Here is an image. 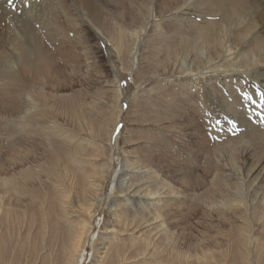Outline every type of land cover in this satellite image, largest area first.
<instances>
[{
	"label": "bare ground",
	"instance_id": "6f19581e",
	"mask_svg": "<svg viewBox=\"0 0 264 264\" xmlns=\"http://www.w3.org/2000/svg\"><path fill=\"white\" fill-rule=\"evenodd\" d=\"M155 1L160 3L155 6ZM42 2L37 0L36 4L28 10L25 9L28 11L25 16H30L34 10H42L43 17L51 19L50 8L46 6L50 1L42 0ZM77 2L79 7L77 13L80 16L87 15V19L94 25L93 29L97 34L100 35L105 29L108 31L111 43L117 49L119 59L123 61L124 68L127 66L126 69L129 71V75H133L135 82L141 83L143 81L139 74V77H137L133 66L139 60L138 56L141 51L139 45L143 42L144 36L149 30L150 37L155 33L153 37L160 38L161 44H165L166 50L170 51L174 57H171L164 65L154 67L150 76L144 80L145 85L141 86L143 88L149 85L154 79L161 80L146 90L151 92L150 99H148L151 102L148 103L147 108L150 111V116H145L140 112L137 119H134L137 115V109L135 108L131 113L127 109V112L134 117L133 125L135 127L141 125L147 131V134L143 137L146 142L141 144L146 145L149 150L144 157L133 156L128 150L131 147L129 139L133 135L132 129L123 128L113 140L114 130L123 111L122 98L124 90L118 78L115 83L110 85L116 90L115 105L112 110H108L106 100L101 97L96 98L92 95L87 97L86 95L87 98L83 96L85 98L81 97L78 100L79 95L74 94V91L69 95H58L59 93L57 96L54 95L58 87H65L61 81L58 82V75L68 67L64 61L59 62V59L64 60L63 58L71 53L68 47L63 45L64 38L60 39H63V42L61 41L60 44L59 41L55 51H52L45 45L44 38L34 31L28 17L29 19L24 22L25 32L22 31L24 32L22 34L21 28H18L20 33L17 32L18 36L22 38L17 39L13 36L15 39L12 38L11 44L9 43L12 48L11 57H6L5 60L0 59V71L5 68L14 70L15 73L17 72L16 74H21L22 79L19 76L17 77L28 84V86L26 85V109L21 115V119L25 124H29L30 118L43 121L52 120L51 129L53 131H48V134L43 136L45 146L43 147L41 144L44 155L41 157L42 166L37 173L40 175L28 171L22 173L29 175L34 183L39 184L41 181H45V196L38 198L32 194L33 197H30V199L38 198V203L40 202L42 206L45 203L48 205L47 215L49 217L53 216L50 224L54 229V236L60 240L61 264H81L85 242L93 248V259L90 260V264H140L142 258L150 260L152 264H160V260L152 255L151 249L156 246V240L162 231L166 233V237L169 235L167 225L170 212L180 209V206H173L178 204L181 196L178 190H175L176 188L172 187L168 181L156 175L153 162H155L157 153L168 154L166 165L168 169H174L176 181L184 180L185 176L189 178V185L186 190L189 193V199H192V203L196 205L194 211L197 210L198 204L203 205L208 211L213 210L216 201L215 194L209 193L208 199L199 203L200 195L196 192L201 187L200 176L195 175V179L191 181L190 173H187L181 165L184 161L185 150L191 147L193 138L201 136L203 133L193 118L194 115L196 116V114L193 115V112L195 111L202 116L204 126L210 124L213 119V114L207 107L199 103L198 106L195 105V103L201 102L196 101V95L201 100V92H205V88L212 89L214 94L221 97L220 100H223L222 107L228 116H232L233 119L235 117V120L242 122L243 131L235 137V139H240L236 149L242 146V151L231 147L230 152L228 151L229 154L227 153L234 164H239V167L233 165V171L244 177L243 181L237 186L238 188L234 189V195L230 199L231 210L234 214L239 213L240 218L246 220L251 219L256 214V207L259 206L258 214L264 215V122L258 119L257 113H254L257 122L248 124L245 121L247 119H243V113H240V110L236 113V102L238 101L234 102V97L231 101H228V99L226 101L223 96H220L221 93L219 94L216 90L218 86H225L230 89L231 84H236L239 80L237 79L238 75H249L252 81L261 83L260 86L264 89V74H262V70L264 71V0H140V4L150 5L149 10L144 6H138L140 15L147 13L144 18L139 16L136 11L134 12L131 6L129 8L121 5L111 12H105L96 5L95 0H76ZM89 9L92 10L91 14ZM154 9H158L160 15ZM175 9L179 12L173 15L176 20L173 16L171 17V22L173 18L175 23V27L171 28L166 25L167 17H169L167 12L175 11ZM260 11L261 13L256 15ZM188 12H193L195 15L185 16ZM65 14L69 24L75 28L78 18L72 16L76 14L73 15L74 13L68 12H65ZM199 16L201 19L196 20ZM244 19L246 21L249 19V22L243 23ZM37 25L39 26V24ZM80 25L79 28L82 29V24ZM52 28L54 29L50 32L51 28L44 26L45 37L48 33L55 35V30L62 37L68 34L72 35V31L69 33L59 21L53 22ZM110 28L113 31L110 32ZM41 29L39 30L41 31ZM80 33L78 31L75 35L78 36V41L83 44L86 42V36L85 33ZM124 39H127L129 43H126ZM75 53L77 52L75 51ZM124 53L126 59H124ZM82 55L83 64L86 68H89L90 56H87V52ZM81 56L79 59H81ZM128 62H131V64H128ZM84 65L83 68H85ZM80 66H71L73 68L72 71L70 70L71 73L73 72V75L80 73V70H83ZM145 69L149 70L148 68ZM161 69H163V72L156 76ZM218 72H223L222 76L226 77L221 84L216 83V79L219 78H216L215 74ZM259 74L262 77L261 79L258 77ZM228 78H230L229 81ZM242 81L244 80L242 79ZM105 83L108 82L105 81ZM162 83H171L170 87L174 90L172 93L166 92L164 95L155 98L154 90ZM30 86L41 90L44 94L37 92L33 95ZM238 87L241 90L239 85ZM231 90L235 92V89H230L229 92ZM224 92L226 94V91ZM235 99L238 100V97L236 96ZM171 100H173L172 104L174 103V105H169ZM47 101L49 104L58 101L62 105H59V107H64L66 112L64 114L70 119L72 129L62 127L61 120H58L56 114L49 111L50 107ZM241 104L243 103L241 102ZM242 106L244 108V105ZM36 107L41 109L38 110ZM6 111H0V211L4 209L8 186H11L15 192L21 189L23 200L25 194L22 192L27 194L26 188L28 187L26 181L18 186L15 180L6 177L7 170L3 156L5 145L3 140L6 139V136H4L6 132L3 131L2 126ZM49 115L50 118L47 117ZM225 123H231V121H224L222 125ZM78 127L79 130L75 129ZM143 129L140 132H143ZM31 130L32 123L28 125L25 131L30 133ZM75 130L80 134H77ZM41 131H45V129ZM185 133L188 134V138L185 139L184 145H182V137H185ZM75 138L77 143L74 145ZM113 144L115 145L113 146ZM26 145L29 146V142ZM32 146L21 151V167L27 163H30V167H34L31 162H34L38 153L37 148ZM258 147L261 149L262 155L255 158L254 155L248 154L250 148L257 149ZM227 148L228 145H224L208 151L206 154L208 164L216 159L217 169L222 171L221 154L229 149ZM116 152H121V159L119 165L114 169ZM254 162L256 163L253 166ZM111 170L113 178L110 192L106 198L105 190ZM238 175L234 173L233 176L237 179ZM215 179V176H213L207 190L216 184ZM245 184L247 185V194L254 190L253 198L259 194L263 195L258 203L243 198L241 190H243ZM227 187L234 188L235 185H228ZM51 191V195L46 197ZM105 198L108 200L105 207L107 218L102 223L106 226L105 228L108 230L106 232L108 233L105 237L100 238L99 243H96L95 240L98 239L94 238V235H88V233L90 228L93 227L91 223L94 217L97 216L96 212L101 208ZM26 199H29V197H26ZM249 224V221L245 224L240 243L253 239L254 234L251 233ZM178 226H174L177 230L171 232L173 235L171 239L164 238L169 242L173 240L174 247L172 248L174 251L171 256L175 262H172L183 264L184 257L180 251V246L184 241V231ZM262 226H264V223ZM175 246L176 249H174ZM245 249L248 252V248ZM252 258L253 255L248 259L252 262ZM261 264H264V261Z\"/></svg>",
	"mask_w": 264,
	"mask_h": 264
},
{
	"label": "rangeland",
	"instance_id": "374dc122",
	"mask_svg": "<svg viewBox=\"0 0 264 264\" xmlns=\"http://www.w3.org/2000/svg\"><path fill=\"white\" fill-rule=\"evenodd\" d=\"M36 1L37 0H0V57L2 56L0 59L3 58L2 60H5L6 57H11L10 52L12 48L10 42L15 39L14 37H16L17 39L22 38L18 36V28H21V32L24 31V22L29 18L34 31L44 38L45 45L52 51H55L56 46H58L59 43L61 44V41L63 39H60L64 38L65 41H62L64 43L63 45H66L71 53H68L66 58H63L64 60L59 59V62L64 61L65 64L68 65V67L65 68V70L67 69L66 71L64 70L65 72L63 71L60 75H58V82L61 81L65 85V87H58L57 91L54 92V95L57 96L58 93V95H69L74 91V94L79 95V97L77 98L78 100H80L83 96L86 97V95L87 97H90V95L96 98L101 97L106 100L108 110H112L115 105L116 90L110 85H112L111 83H115V80L118 78L120 80V85L124 90V96L122 98L123 111L120 121L116 125V128L114 130L113 140L117 137L119 132L123 130V128L132 129L133 135L131 136L132 138L129 139V144L131 145L130 149H128L129 152L131 153V155L138 157H144L145 155H147V153L149 152L148 148L146 147V145H141L143 144V142H146V139H143V137L147 134V131L143 129L144 127L141 125H136V127L135 125H133L134 117H132L127 112V109L130 110V113L131 111L133 112L135 108L137 109V115L134 119H137L140 112H142L145 116H150V111H148L147 108L148 103L151 102L148 101V99H150L151 92H147L146 90L150 89L151 87H153L152 85H156L157 81L161 80L154 79L149 83V85L143 88L141 86L145 85V83L143 82L153 72L154 67H156L157 65H164L165 62H167L171 57L174 56H172L170 51L166 50L165 44H161L160 38L153 37L155 33H153L150 37L149 30V32L146 33L147 35L145 34L143 42H141L139 45V49L141 51L138 56L139 60L134 64V66L136 67L133 66V70L135 69L137 77H139V74L141 76V80L143 79L141 83H137L133 79V75H129V71L126 69L127 66L124 68L123 61H121L118 57L117 49L114 48V45L111 43L108 31H106L105 29L106 32L104 31L103 33H100V35L97 34L93 29L94 25H92V23L87 19V15L85 14L83 16H80V14L77 13V11H79V7L78 2L76 3V0H62L63 3L61 2V0H48L50 2L46 6L50 8L52 14L51 19H46L45 17H43L42 10H34L33 12H31L30 16H25L26 12H28L26 10L32 7V5L36 4ZM155 2V6L160 3L159 1ZM95 3L98 7L101 8V10H104L105 12H111L114 8L121 5L128 7L131 6L133 7L132 10L139 13V16L143 18L147 16V13H145L144 15H140L138 6H144L146 9H150L149 4H140V0H95ZM154 10L156 13L158 12V15H160L158 9ZM91 11L92 10L89 9L90 14ZM65 12L72 14L74 13L73 15L76 14L75 16H72L76 19L78 18V21L76 20L77 25L74 26L76 29L73 28V25H70L65 18ZM176 12L179 11L175 9V11L172 10L167 12V15H169V17H167L166 25H169L171 28L175 27V23L173 21L176 19L173 15ZM260 13L261 11L256 13V15H259ZM192 14L195 15L193 12H188L185 16H190ZM32 16L35 17V20ZM172 16L174 20L172 18L171 22ZM31 17L33 20L31 19ZM200 19V16L196 18V20ZM244 20L243 23L249 22V19H247V21ZM55 21H59L61 24H63V26L69 33L71 31H74L73 33L71 32L72 35L67 33L68 35L62 37L57 33V30H55L56 36L48 33V35H46V38L44 36V26L46 28L50 27L51 32V30L54 29L52 27L53 22ZM79 23L82 24V29L79 28L81 26ZM37 24H39V26ZM39 29H41V31ZM78 31L81 32L80 34L85 33L86 42L83 44L82 42L78 41V36L75 35ZM109 31H113L112 28H110ZM9 32L13 33L10 34ZM24 32H22V34ZM69 35L70 37L68 38ZM124 41L126 43H129L127 42V39H124ZM72 47L75 48L73 49ZM75 51L79 53L77 54L75 53ZM84 52H87V56H90H88L89 68H86L83 64L84 61L82 60V54ZM74 53L76 54V56ZM79 54H81L82 56ZM80 56L81 59H79ZM123 56L124 59H126L125 53L123 54ZM65 60L69 63H67ZM128 64H131V62H128ZM74 65L82 66L83 70H80V73L78 72L79 75L77 73H74L76 75L75 76L73 75V72L71 73L73 69L72 67ZM83 65L86 69L83 68ZM145 68H148L150 71ZM1 71L0 111L7 110V117L3 116L2 120V126L4 128L3 131L6 132L4 135L6 136V139L3 140V143L5 144H3V156L4 162L6 163V177L15 180L18 186H21V184L26 181L28 183V187L26 188L27 194L22 192L23 194H25L24 200L21 198V189H19L18 192H15L11 188V186H8L6 189L7 199H5L4 202L5 211H3L4 209L0 211V264H61L60 259L62 251L60 247V240L55 238L54 229L50 224L51 218L53 216L49 217L47 215V210L49 211V208L46 203L43 206L40 204V202L38 203V198H42L45 196V181H41L39 184L34 183L33 179H31L29 175L27 176L22 173L28 171L38 175L37 173L39 172V168L42 166L41 157L44 155L43 149L41 147V144L43 145V147L45 146L43 136L45 134H48V131H53L51 129L52 120L50 119L43 121L41 119L30 118L29 124L32 123V130L30 133L26 132L25 130H27L29 124H25L23 119H21V115L26 109V85L28 86V84L21 81V74H16L17 72L15 73L14 70L12 71L9 68H5ZM83 71H85L86 73ZM161 72H163V69L159 70V73L156 76H158ZM222 73L223 72H218L217 74H215V77L219 78L216 79V83L218 82L217 84H221L222 80L224 78L226 79L224 75L222 76ZM67 74H69L71 77ZM262 74H264L263 70ZM17 76H19L21 79ZM258 77L260 79L262 78L261 75ZM237 79L239 80L236 82V84H231L233 88L230 86V89H235V92H233V90L229 92L230 89L226 88L225 86H218L216 90L219 94L221 93L220 96H223L226 101L227 99L228 101H231L233 97L234 102L238 101L236 102V113H238V111L240 110L239 112L243 113V119H247L245 121L248 124L257 122L255 121L256 118L254 113H257L256 116H258V119L264 122V89L260 86L261 83L252 81V79L249 78V75H238ZM242 79L244 81H242ZM227 80L229 81L230 78H228ZM105 81H107L108 83H105ZM166 83H162L161 86L158 85V87L154 90L155 98L156 96L159 97L160 95H164V93L166 92L172 93L174 88L170 87L171 83ZM165 84L167 85L166 87H168V89H166ZM102 85L104 88L102 87ZM238 85L240 86L241 90L239 89ZM30 88L32 89L30 91H32L33 95H35L37 92H39L40 94H44V92H42L41 90H37V88H33L32 86H30ZM252 88L253 90H255H251ZM205 89V92H201V100L196 95V101L201 102H197L195 103V105L198 106L199 104H201L204 107H207L213 114V119L210 124L204 126L205 124L202 122V116L200 114H197L195 111L193 112V115L196 114L197 116L196 117L194 115L193 118L194 120H196L198 127L202 129L203 133L201 136L193 138L191 147L185 150L184 161L181 165L185 168L187 173H190V180L192 179L191 181L195 179V175L200 176L201 187H198L199 189L196 192V194L200 195L199 203L202 202V200L206 201L208 199L209 193L215 194L216 201L214 203V208L212 211H208L205 209V207H203V205L198 204L197 210L194 211L196 205L192 203V199H189V193L186 190V187H188L189 185V178L185 176L184 180L180 179L176 181L174 169L169 167L170 169H172L170 170L166 165L168 154L163 152L157 153L155 162H153V169L155 170L156 175L159 178L168 181L172 185V187H175V190H178L181 199H179L180 202L178 201L177 205L173 206H180V209L170 212L169 223L167 225L169 235L166 237V233L163 231L159 234V237L156 240V246L151 249L152 255L160 260V264H177L173 263L175 262V260L171 256L174 251L172 248L174 247L173 240L169 242L168 240H166V238L171 239V236H173L171 232L177 230L174 228V226L179 225L178 227L180 229H183L184 231V241L180 246V251L182 253V256L184 257L183 264H261L264 261V226H262V224L264 223V215L258 214L257 211L259 209V206H257L255 210L256 214L251 219L244 220V218H240L239 213H233V211L231 210L232 204L230 203V199H232L234 195V189L238 188L237 186L244 179L243 175H238L237 172L233 171V165L239 167V164H234L227 155L228 151L230 152L231 147L235 150L239 149L240 151H242V146H239L236 149V146H238L237 143L240 142V139H235V137H237V135L240 134L241 131H243V127L241 126L242 122L239 120H235V117L233 119L232 116H228L224 111V108L222 107L223 100H220L221 97H219L217 94H214V92H212V89ZM224 91H226V94H224ZM236 92L238 93L237 95ZM2 94H5L7 97L5 95L3 96ZM229 94L231 95V97ZM236 96L238 97V100L235 99ZM240 99H242L241 102L243 104H241ZM243 99H245L246 101H244ZM172 101L173 100L170 101L171 104L169 105H174V103L172 104ZM250 102L253 105H251ZM59 105L61 104L58 101L49 104V111H51L52 114H56L57 119L61 120L60 123L62 127L65 126L70 129L72 127V125L70 124L71 121L66 117V114H64L66 113L64 107H59ZM242 105H244V108ZM36 108L38 110L41 109L39 107ZM47 117L50 118L51 116L49 115ZM224 121H231V123H225L224 125H222ZM65 123L68 124L66 125ZM43 129H45V131H41ZM75 129L79 130V127ZM142 129L143 132H140ZM77 130H75V132L77 134H80ZM36 131L38 132L36 133ZM184 136L185 137H182V145H184L185 139L188 138V134L185 133ZM76 141L77 139L75 138L73 142L74 145L77 143ZM28 142L29 146L26 145ZM114 145L115 144H113V146ZM224 145H228L229 149L227 148L228 150L221 154L223 170L218 171L216 159L210 161L208 164L206 154L208 151L214 150L217 147L219 148ZM30 146L37 148L38 153L34 162H31L34 167H30V163H27L21 167V151L23 149L25 150L26 148L28 149ZM248 151H250L248 152V154L252 156L254 155L255 158H257L258 155H262L261 149L259 147L257 149L250 148ZM152 155L154 156V154ZM116 156V162L113 166L114 169L119 165L121 152H116ZM255 163L256 162H254L252 165L254 166ZM171 166L173 167L174 165ZM234 173L238 175L237 179L233 176ZM213 176H215L216 178V184L207 190ZM112 178L113 172L111 170V174H109L108 176L105 197L110 192ZM228 185H235V187L228 188ZM241 191L245 200L256 201L257 203L263 196L259 194L258 196L253 198L254 190L250 191L247 194L246 184L243 186V190ZM51 193L52 191L48 195H46V197L50 196ZM32 194L34 197L38 198L31 200L30 197H33ZM26 197H29V199H26ZM106 198L103 201L101 208L97 210V216L94 217V220L91 223L93 224V227L90 228V231L88 233V235H94V238L98 239L95 240L96 243H99L100 238L105 237L108 233L106 232L108 231L105 228L106 226L102 223L107 218L105 207L108 200H106ZM183 200L184 203L182 204ZM248 221L250 222V231L252 234H254L253 239L246 240L244 241V243L242 241L240 243L241 233H243L245 224ZM85 243V251H83L82 253L83 255L81 264H90V260L93 259V248H91L87 242ZM176 248L177 247L175 246L174 249ZM245 248H248V252ZM252 255L253 261L251 262L248 258H250ZM140 264L152 263L150 262V260H145L144 258H142L140 260Z\"/></svg>",
	"mask_w": 264,
	"mask_h": 264
}]
</instances>
